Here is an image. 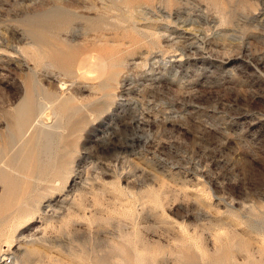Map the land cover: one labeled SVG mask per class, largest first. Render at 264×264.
Here are the masks:
<instances>
[{"label": "rangeland", "instance_id": "obj_1", "mask_svg": "<svg viewBox=\"0 0 264 264\" xmlns=\"http://www.w3.org/2000/svg\"><path fill=\"white\" fill-rule=\"evenodd\" d=\"M7 253L264 264V0H0Z\"/></svg>", "mask_w": 264, "mask_h": 264}, {"label": "bare ground", "instance_id": "obj_2", "mask_svg": "<svg viewBox=\"0 0 264 264\" xmlns=\"http://www.w3.org/2000/svg\"><path fill=\"white\" fill-rule=\"evenodd\" d=\"M93 57H94V56H93ZM85 58H87V61H88V57H87V55L84 57V59H85ZM96 59H97V58H96ZM90 60H91V59H90ZM98 61H100V60L98 59ZM100 62H101V61H100ZM91 63H92V62H91ZM94 63H97V61L94 62ZM98 64H99V63H98ZM96 65H97V64H96ZM96 65H95V67H96ZM98 66H100V65H98ZM76 68H77V67H76ZM91 70H92V69H91ZM93 71H94V70H93ZM85 72H86V71H85ZM77 73H78V72H77ZM63 84H64V83H63ZM43 102H44V101H43ZM41 103H42V102H41ZM46 104H47V102H46ZM38 105H39V104H38ZM43 105H44V104H43ZM51 105H52V104H51ZM48 106H49V105H47V106H43V107H44L43 109H42V108H38L39 111L42 109V111H40V112L42 113V115H43V113H45V115H46L47 108H49ZM41 107H42V104H41ZM44 110H46V111L44 112ZM49 110H50V109H49ZM55 112H56V111H55ZM50 113H52V112H50ZM57 114H58V113H56V115H57ZM40 116H41V114H40ZM49 116H51V115H49ZM49 116H48V117H49ZM43 117H44V116H43ZM45 117H47V116H45ZM41 118H42V116H41ZM41 118H40V119H41ZM50 118H52V116H51ZM55 118H56V117H55ZM35 119H37V118H35ZM43 119H44V118H43ZM45 119H46V118H45ZM45 119H44V120H45ZM48 120H49V118H48ZM39 121H41L42 124H44V121H42V120H39ZM35 122L37 123L36 120H35ZM45 123H48V122L46 121ZM53 123H54V122H53ZM40 124H41V123H40ZM42 124H41V125H42ZM36 125H39V124L37 123ZM47 125H49V124H45L46 127H47ZM55 125H56V124H55ZM55 125H52V126L56 127ZM43 126H44V125H43ZM38 127H39V126H37V128H38ZM49 127H50V126H49ZM49 127H47V128L49 129ZM54 127H53V128H54ZM47 128H46V129H47ZM51 128H52V127H50V129H51ZM53 128H52V129H53ZM56 128H57V127H56ZM56 128H54V131H55ZM38 129H39L40 134H41L42 131L40 130V128H38ZM50 129H49V132H48V133H47V131L44 129L45 132H46L45 135H50V132H51ZM42 130H43V129H42ZM44 130H43V131H44ZM39 131H38V132H39ZM45 132H44V133H45ZM51 134H52V132H51ZM37 136H38V134H37ZM44 137H45V136H44ZM20 141H21V139H20ZM1 164H2V163H1ZM24 177H25V176H24ZM34 179H35V178H34ZM36 179H37V178H36ZM33 185H34V184H33ZM34 189H35V188H34ZM31 191H32V190H31ZM9 246H10V244H8V247H9ZM8 254H9V253L4 254V255L2 256V260H1L0 264H2V262L8 261V260L11 258V257L8 256Z\"/></svg>", "mask_w": 264, "mask_h": 264}]
</instances>
